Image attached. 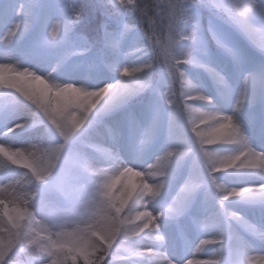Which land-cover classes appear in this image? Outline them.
Instances as JSON below:
<instances>
[{
	"label": "clouds",
	"instance_id": "9594fccd",
	"mask_svg": "<svg viewBox=\"0 0 264 264\" xmlns=\"http://www.w3.org/2000/svg\"><path fill=\"white\" fill-rule=\"evenodd\" d=\"M65 2L78 15L71 32L56 44L67 47L46 69L23 64L12 51H0V109H30L26 118L0 129V264H74L72 254L90 257L89 264H161V260L162 264H171L164 257L166 237L161 228L173 221L169 219L168 208L174 206L178 193L193 179L200 187L204 185L215 200L203 220L194 224L201 230L218 226L220 230L211 237L223 239L226 245L216 247L210 255L216 259L208 260V264H264V252L253 248V242L264 244V224L258 225L242 211L225 205L230 200V191L234 201L264 208V200L253 198L248 186H228L217 176L221 172L260 170V181L253 185L264 189V150H257L249 142L244 122L239 118L242 110L254 103L250 85L257 74L242 75V82L248 80L247 102L242 107L236 106L239 91L232 101L231 113H223L181 67L191 64L199 68L194 62L205 61L195 42L187 39L189 35L202 36L203 12L209 17L207 31H216L215 22L220 21L252 44L250 34L233 17L243 8L248 23L264 31V19H253L264 0H176L166 8L159 0L143 5L141 0H121L122 7L113 0H95L93 11L100 20L98 30L91 34L76 31V25L89 22V0H63V6ZM109 8L114 10L116 18L108 12ZM185 16L189 18L185 20ZM125 26V40L134 34L139 42L133 47L140 49L135 52L139 63L121 64V56L108 43V34L124 31ZM48 36L45 29L40 44L53 48ZM229 43L241 62L240 51ZM10 44L0 40V46L5 49ZM257 52L264 57V50ZM75 57H85L88 62L74 60ZM61 59L63 63L59 62ZM70 62L69 70L81 71L76 78L60 79L57 74ZM173 64L179 67L183 79L176 74ZM106 72L115 74L116 79L93 84L94 74L99 80ZM154 72L166 80V87L158 90L160 95L170 82L176 91L179 85L176 102L168 108L175 121L169 134L170 143L150 160L125 161L120 157L118 124L104 117L110 110L127 104L134 95L151 89ZM133 79L143 81L146 86L111 105L117 86ZM225 81L228 84L226 77ZM197 101L207 107L197 106ZM37 129L39 135L24 145L16 146L6 140L9 134ZM105 139L107 144L101 142ZM143 140L142 131L134 130L133 141L140 153L151 143L145 144ZM218 145L234 147L226 151L215 147ZM189 155L192 171L176 193L157 209L154 202L167 192ZM106 180L112 183L111 198L102 194ZM225 208L233 216H228ZM237 218L258 226L254 234L242 232L247 243L241 255L232 251L237 244L231 239V226L239 228ZM146 226L159 230H146ZM82 241L87 242V248L78 246ZM204 243L213 241L199 239L195 247ZM225 248L232 254L230 262L222 258ZM80 264H84L83 259ZM177 264H201V260L186 256Z\"/></svg>",
	"mask_w": 264,
	"mask_h": 264
},
{
	"label": "rangeland",
	"instance_id": "374dc122",
	"mask_svg": "<svg viewBox=\"0 0 264 264\" xmlns=\"http://www.w3.org/2000/svg\"><path fill=\"white\" fill-rule=\"evenodd\" d=\"M159 2L162 7L166 8L169 3H175L176 0H159ZM17 3L18 0H11L8 6L3 10L6 15V19H0V32H3L7 27V21H11L15 18L13 13ZM63 10V0H35V20L31 30L26 33L22 39L14 40L7 49L0 46V51H12L16 58L23 64H29L40 69H46L51 64L52 60L63 53L67 46L60 44L55 48L42 47L40 44L41 36L44 31L42 21L45 18L48 20L56 19L61 15ZM208 19V13L203 12L201 17V23L204 25L202 37L206 43L209 56H201V59L223 71L230 86L229 91L223 96L218 94L217 86L205 70L194 67L191 64H184L181 67L201 91L213 98L217 110L223 113H231L232 101L243 87L242 75L246 72L256 73L257 78L255 82L250 85V89L254 96V103H252L250 107L242 110L239 118L244 122V129L249 142L257 150H264V57H261L257 50L250 43H248V41L243 39L236 30L228 25L222 24L220 21H216L217 30L225 33L232 45L241 53V62L239 70H237V66L231 58L224 55L217 48L214 41H212L210 35L208 34ZM145 26L146 24L144 27ZM94 27L83 26L81 31L86 30L90 32L94 29ZM49 31H51V28H49ZM157 36H159V33H157ZM136 45L137 41L134 38V34H129L128 38L121 45V51L130 52V50ZM81 59L85 60V63L88 62L85 57L74 58V60ZM120 63L133 64L139 63V60L137 59L135 53H131L126 56H121ZM71 65L72 62H70L69 65H66L65 68L57 74L60 79L70 80L76 78L77 73L81 70H69ZM115 79L116 75L110 72L104 73L102 78L99 80L96 79V75L94 74L93 84L112 82ZM164 87H166L165 78L160 77L159 73L154 72L153 87L151 89L134 95L127 104L118 107L116 110H110L104 117L109 121L115 120L118 124L121 132L119 149L121 159H124L125 161H131L133 159H138L141 162L147 161L154 155L159 154L170 143L169 109L158 91L162 90ZM176 88L178 94V84ZM260 101L261 105L259 104ZM195 103L197 106L207 107L203 102L197 101ZM1 110L2 109H0V111ZM154 118L156 119L155 134L148 149L145 152L140 153L133 141V131L144 129L150 122H153ZM248 120L251 124L248 123ZM101 142L104 144L108 143L106 139ZM215 147L222 148L227 151L231 150L234 146L218 145ZM191 171L192 157L189 155L185 157L183 164L177 170L175 178L168 186L167 192L162 194V196L157 198V201L154 202V207L158 209L163 206V204H165L167 200L176 193L180 183H182L186 175H188ZM258 171L260 172V170ZM247 174L249 177L254 175L252 172H248ZM217 176L228 186L241 187L250 185V182L248 184L247 182H242L243 180L241 179H246L247 175L241 172H221L217 173ZM257 178L260 179V176H257ZM210 201L214 206V198L208 192L207 188L204 185H201V187L192 195L184 212L167 225L162 226L161 231L166 237L164 251L170 258H178L182 260L192 252V255L188 256V259H193L195 243L204 235L207 236L208 239H213L214 237H211L209 234L211 230H214L215 233L220 230L218 226L213 229L201 230L194 224V221L203 220V218L208 214L207 209L204 211L201 210H203L204 206H206ZM233 201L234 200L232 199L225 201V205L230 207L231 202L233 203ZM234 203H241V201ZM239 205L242 204H236L231 209ZM246 205H248V203H246ZM239 209L242 208H238V210ZM263 210L264 208H261L259 212L262 214L257 218L252 219L258 225L264 223L262 220H259V218L263 216ZM215 233H212V235ZM187 243H189L188 246ZM216 247L217 246H212L209 253L215 252ZM227 251H229L227 248L223 249L222 254L225 256ZM224 256L222 257L229 262L233 259L231 253H228L225 257Z\"/></svg>",
	"mask_w": 264,
	"mask_h": 264
},
{
	"label": "snow or ice",
	"instance_id": "6c2138e0",
	"mask_svg": "<svg viewBox=\"0 0 264 264\" xmlns=\"http://www.w3.org/2000/svg\"><path fill=\"white\" fill-rule=\"evenodd\" d=\"M10 2L11 0H0V19H6V15L3 10L8 6ZM113 2L117 4L118 7H122L121 0H113ZM34 8H35V0H18L15 11L13 13L15 18L11 21H7V27L4 29L3 32H0V40H4L7 43H12L14 40L19 39V37H23L26 33H28L31 30L35 20ZM63 8L64 10L62 11L61 15L56 19L48 20L47 18H45L42 21L44 30L46 29L49 33L48 41L52 44L53 48H55L57 42L61 39L62 36H66L71 32L72 25L75 23V17L78 15V12L75 9H71V5L67 2H65ZM123 10L127 11L128 9H123ZM257 11H258V15L256 17H253V19H264V4H260L258 6ZM245 17H246V10L241 8L238 9V16H234L233 19L235 20L236 24H238L242 29H244L250 34V38L252 41L251 45L252 46L254 45L256 50H264V31H261L253 27L252 24L248 23ZM188 18L189 17L187 16L184 17L185 20H187ZM49 28H51V31H49ZM126 33H127V26H125L124 31L112 32L108 34V43L111 49L117 54L118 57L126 56L131 53L140 51L139 48H132L130 52L121 51V45L125 40ZM208 34L210 35L212 41H214L217 48L224 55L230 57L231 60L234 62V64L237 66V68H239L240 59L237 56L234 48L230 46L229 43L230 40L228 36L220 30L213 31L211 29L208 31ZM187 39L189 41L195 42V44L197 45L198 52H200L204 57L209 56L206 43L202 36L194 37L192 35H189ZM170 44L171 42H169V46ZM59 62L63 63V60L61 59ZM194 63L199 68L205 70L208 74H210V76L215 80L216 84L218 85L222 96L229 91V85L226 83L224 75L220 73L212 64L206 61L202 62L200 60H196ZM172 68L176 69V74L180 77V79H183V74L180 72L179 67L176 64H173ZM254 82L255 79L253 80V83ZM243 83H244V87H242L240 90L239 101L236 105L237 107H242L243 104L247 102V95H246L247 85H248L247 78H245ZM145 86H146L145 83L138 79H133L131 80L130 83L119 84L116 88V92L113 94L111 105L120 103L127 96L133 95L141 91ZM177 95H178L177 91L171 82L169 84V88L161 93V96L164 98V102L169 109H171L172 105L176 102ZM170 96L172 97L171 99H169ZM202 99H206V98L202 97ZM174 127H175L174 116L173 113L169 111L170 135L172 134ZM155 130H156V119L154 118L152 124L149 127L141 130L144 136L143 143L147 144L152 140L155 134ZM252 163H255V160H253ZM199 187L200 184L195 179L191 180L189 183L183 186L180 193H178L175 199L174 206H170L168 208L169 219L174 220L176 217H178L184 212L185 208L190 202L193 193L196 192ZM248 187H249V193L253 198L257 200H264V189H262L259 185H250ZM102 189H103V193H102L103 196L106 198H111L112 183L110 180H106L103 183ZM228 197L229 199L233 198V193L231 191L228 193ZM221 207H223V205H221ZM224 211L227 213L228 216L230 217L233 216V213H231L227 208H225ZM236 223L239 225V228L235 226H231V239L237 244V247L232 249V251L235 255H241L244 251V246L247 243L244 236L242 235V232L248 234H254L257 232L258 226L256 224H252L247 221H244L242 218H237ZM146 230L158 231L159 229L158 227L154 229H148L146 226ZM200 240H205V239L200 238ZM211 240L213 241L212 244L204 243L201 246L197 247V251H200L204 245H209L210 247L217 246L221 248L226 246L223 239L214 237ZM78 246L87 248L88 244L86 241H82L81 244ZM164 257H166L171 262V264H177V261L180 260L178 258L176 259L170 258L165 251H164ZM67 258L68 257H61V259L64 260H66ZM71 258L73 259L74 264H80V261L82 259L84 261V264H89L90 261V257L81 258L76 256L75 254H72ZM161 264H162V260H161ZM201 264H208V260H201Z\"/></svg>",
	"mask_w": 264,
	"mask_h": 264
},
{
	"label": "bare ground",
	"instance_id": "6f19581e",
	"mask_svg": "<svg viewBox=\"0 0 264 264\" xmlns=\"http://www.w3.org/2000/svg\"><path fill=\"white\" fill-rule=\"evenodd\" d=\"M259 104L261 105V101L259 102ZM29 113H30V109L25 108V107H19L18 110L16 111H12L11 109H2L0 111V129L11 126V124L26 118L29 115ZM248 123L251 124L249 120H248ZM39 131H40L39 129L35 131L22 130L21 132H18L15 134H9L6 140L8 143L16 145V146L24 145L28 143L30 140L35 139L39 135ZM241 173H244L247 175L246 179H241L243 180L242 181L243 183L247 182L248 184L250 182V185H253V184L259 183L260 181V179L257 178V176H259L258 170H255L252 172V174H254L252 177H249L246 172H241ZM234 202H237V201H233V203L231 202V206L229 208H232L236 204L237 205L242 204L237 207H234L233 209L238 210V208H242L239 210L242 211L243 214L247 215L250 219L257 218L258 216L262 214L259 212L262 208L259 205H252V204L246 205L245 202H241V203H234ZM212 207L213 205H212V202L210 201L209 203H207L206 206H204V209L201 211H204L205 209H207L209 212ZM259 220H262L264 222V210H263V216L260 217ZM213 228L214 227L209 228V229H213ZM212 233H215V231L211 230V232L209 233L210 236H212ZM201 239H208V238L204 235ZM196 244H199V240L196 242ZM188 245L189 243H187V246ZM210 248H212V246L210 247L209 245H204L200 251H197V248L195 247L193 250V259L194 260H208V259L214 260L216 259L215 257L210 256L214 253V252L209 253ZM253 248L257 252H264V244L262 243L253 242ZM228 253L230 252L227 251V254ZM227 254H225V256ZM222 256H224V254H222Z\"/></svg>",
	"mask_w": 264,
	"mask_h": 264
},
{
	"label": "trees",
	"instance_id": "16d2710c",
	"mask_svg": "<svg viewBox=\"0 0 264 264\" xmlns=\"http://www.w3.org/2000/svg\"><path fill=\"white\" fill-rule=\"evenodd\" d=\"M145 3L150 4V3H152V0H141V4L142 5L145 4ZM94 7H95V0H89V22H88L87 25H85L83 23L76 25V31H81L83 26L84 27H86V26H88V27L96 26V27H94L93 30H98L97 29V25L99 23L100 17H99L98 14L94 13V11H93ZM108 12L109 13H113V18H116L115 14H114V10L112 8H109ZM145 27H147V25ZM93 30H91L89 33L91 34L93 32ZM140 42H142V41H140ZM137 43H139V42L137 41ZM181 66H183V65H181ZM93 77H94V75H93Z\"/></svg>",
	"mask_w": 264,
	"mask_h": 264
}]
</instances>
